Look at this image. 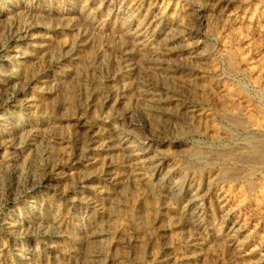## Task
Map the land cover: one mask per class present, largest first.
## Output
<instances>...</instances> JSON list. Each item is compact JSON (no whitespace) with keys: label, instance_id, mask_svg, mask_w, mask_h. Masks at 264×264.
Listing matches in <instances>:
<instances>
[{"label":"bare ground","instance_id":"1","mask_svg":"<svg viewBox=\"0 0 264 264\" xmlns=\"http://www.w3.org/2000/svg\"><path fill=\"white\" fill-rule=\"evenodd\" d=\"M203 1L210 12L223 0ZM61 2L0 0V157L17 178L19 190L27 187L30 204L38 206L34 217L12 209L5 218L8 248L3 257L11 264H45L47 253L50 264H79L85 254V264H101L102 258H109V264H129L109 249L115 244L112 225L123 201L122 189L131 185L159 192L173 224L182 228L184 264H202L211 254L208 238L223 242L233 264H264V206L247 204L251 194L264 198V144L241 143L217 151L177 141L188 120L202 115L198 108L179 103L171 92L181 86L173 72L188 64L190 73L197 74V60L208 54L193 39L194 28L180 16L160 14L150 0ZM197 14L200 24L208 21L207 13ZM51 26L70 31L67 46L57 48L44 37L42 32ZM52 73L60 80L54 88L60 96L43 105L31 95L50 94L51 80L46 83L43 78ZM101 73L104 85L98 86ZM144 75L155 80L154 88L144 84ZM83 79L93 82L97 112L104 117L91 122L84 113L66 118L72 124L71 137L66 139L56 115L66 111L71 89L84 98V109L90 106ZM217 118L225 124H241L237 112ZM139 125L147 127V133L136 132ZM228 134L220 132L217 142ZM169 135L175 140V155L167 153V145L157 143ZM5 148L11 152L4 153ZM95 150L103 154L101 158L91 155ZM64 156L73 170L71 176L59 171ZM175 156L183 158L182 164L173 160ZM117 164L122 168L120 176L105 172ZM198 165L216 170L199 181ZM102 173L110 190L95 185ZM63 178H68L67 189L60 190ZM225 182L245 188L236 194L232 187L224 190ZM92 196L98 201L93 203ZM135 212L144 215L147 208L140 203ZM155 219L159 229L170 225L164 214ZM141 221L137 215L131 221L142 231L139 239L134 243L130 236L125 239L133 258L135 254L139 258L142 238L149 237ZM170 261L169 255L160 254L146 264Z\"/></svg>","mask_w":264,"mask_h":264},{"label":"rangeland","instance_id":"2","mask_svg":"<svg viewBox=\"0 0 264 264\" xmlns=\"http://www.w3.org/2000/svg\"><path fill=\"white\" fill-rule=\"evenodd\" d=\"M61 1L65 3V0ZM61 1L58 0V2ZM202 1L150 0L151 4H153L154 8L160 14H171L182 17L187 26L194 28L195 35L193 39L200 44L199 50L205 49L208 51L206 57L197 60V65H199L200 70L197 74L190 73V65L184 64L179 68L178 72H173V76L176 77L177 81L181 82V86L175 89L168 85L169 88H171V92L177 96L179 103H188L195 107V109L198 108L197 110L202 113V115L192 117L188 120L185 130H183L184 134L178 135V140H176L190 146H198L201 149L211 147L217 151L225 147L233 148L237 144L241 145V143L242 145H247V143L254 144V142L264 144V7H261L264 5V0H223L216 10L210 12L205 1ZM62 2L61 4H63ZM197 11L208 14L209 18L205 24L199 23ZM211 12L213 14H211ZM230 13L234 15H230ZM57 28L52 26L48 27L42 34H45L44 37H46L52 45L56 43L54 46L62 48L70 43L71 33H69V30ZM198 61L200 62L198 63ZM73 65H75V63H73ZM103 73L99 76L101 82L98 86L104 85L102 81ZM99 78L97 77V79ZM141 78L144 84L149 88H154V85L157 84L149 75L141 76ZM192 78L195 80H192ZM47 79L48 78L45 77L43 81L49 83V80H51L49 86H51L50 88H53V90L50 91V94H45L41 91L31 95L35 100H41L40 103L43 105H50L52 100L56 101L60 96L58 91L57 95L56 91H54V88H56L60 82L56 74H50L49 79ZM83 80L86 85L87 101L91 103L90 106L88 104V107L84 109V98L71 89V96L69 97V104L66 111H64V113L61 111L60 114L58 112L56 115L57 119H60L62 123L61 137L66 139L71 137L70 127L72 124L69 123V119L77 117L82 113L89 119V122L92 120L102 121L104 117L101 112H97L99 101L93 88V82L89 79H87L88 81L85 79ZM112 85H114V83ZM46 92L49 93V91ZM56 96L57 98H55ZM236 112L239 114V118H241V120L239 119L241 123L239 125H230L228 122L225 124L224 121H220L217 118L219 114L231 115V113L233 114ZM59 122L57 121V123ZM49 123L53 124V122ZM250 126H254L255 130H251ZM217 130H221L220 132H224L225 134L229 133L225 137L227 140L224 138V140L221 139L219 140L220 142H217L219 139L218 134L220 133ZM135 131L140 134L143 132L147 133V127L145 128L139 125L135 128ZM167 139L169 141L158 140L160 142L157 143L165 144V146L167 145L164 147L167 153L175 155L172 149V144L175 140L171 135H169ZM5 149H3L4 153L8 151L11 152L10 149ZM91 155L99 159L103 154L95 150L91 152ZM66 158L67 157L64 156V158L61 159L63 166L59 171L71 176L73 170L71 171L66 164ZM2 160L3 159L0 157V264H11L10 261L3 257L6 255L8 248L7 239L3 235V221L10 214L12 209L17 211V213L26 211L29 216L34 217L38 206L30 204L31 191L26 189L27 187L24 192L19 190L20 185L17 182V178L8 167L6 168V164ZM173 160L179 164H182L184 161L183 158L179 156H175ZM215 170L216 169L212 168L210 165H198L196 178L202 181L204 175H211L210 173ZM105 172L120 176L122 168L119 164L115 166L109 165L105 168ZM67 181L68 178H63L60 190L67 189ZM255 181L257 183V179H255ZM252 183L255 185L253 180L251 186ZM95 185L102 189L110 190L111 188L105 173L99 176ZM221 185L225 187L224 190L226 189V191H229L232 187L230 191H234L236 194L244 190L242 188L245 186L238 183L229 184V182L221 183ZM254 185L253 188L255 187ZM236 187H238V189ZM123 188V201L120 210L116 213L112 225V229L115 231L113 235L115 244L111 245L109 249L110 253L113 252L112 254L114 256H121L127 259L129 264H146L153 259V255L160 254L170 256L171 261L169 264L186 263L184 259V242L180 238L182 228L178 224H173L174 219L170 212L164 209L163 198H161L159 192L154 188L148 191L131 185H125ZM227 188H229V190ZM48 192H50V190ZM51 194L52 193H50L49 197ZM92 198H94L92 200L93 203L98 201V197L92 196ZM140 203L147 208V213H144V215H138L135 212L136 206ZM247 204L251 206L256 204L264 206V198H258L256 195L251 194ZM161 214L165 215L166 221L170 224L164 230L159 229L157 226L158 220L155 219L156 217H160ZM136 215L141 216V227L149 233V237L142 238L143 243H141V250L138 254L139 258L136 257V254L134 258L132 254H128V244L125 242L127 236L131 237L132 242L135 239L137 241L142 233V231H137L131 224L133 216ZM261 220L264 226V218ZM191 233L195 237L197 236L196 232L191 231ZM35 242L36 240H32L31 243ZM207 244L209 245L208 247L211 254L203 258L202 264L203 262L205 264H233L230 260V254L222 241L213 243L208 238ZM27 246L28 244L25 245L26 248ZM44 254L46 258L44 263L50 264L48 262L49 255L47 253ZM79 258V264H85V254H83V257L81 255ZM108 259L109 258H102L101 264H109Z\"/></svg>","mask_w":264,"mask_h":264}]
</instances>
